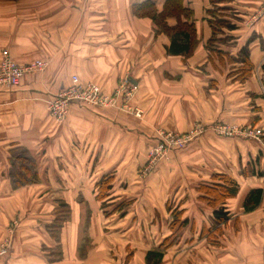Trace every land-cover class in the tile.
<instances>
[{
    "label": "crops",
    "instance_id": "0c3cea01",
    "mask_svg": "<svg viewBox=\"0 0 264 264\" xmlns=\"http://www.w3.org/2000/svg\"><path fill=\"white\" fill-rule=\"evenodd\" d=\"M144 4L146 9L137 11ZM164 4L0 0V57L7 50L21 66L46 63L18 87L0 91V226L21 218L19 231L42 242L12 247L0 264H264V133L259 141L205 133L184 150L183 163L160 164L150 183H133L139 195L127 200L125 189L116 190L141 167L157 129L187 133L195 124L225 121L264 131V0L218 4L232 28L218 27L212 52L207 48L212 6L208 0H183L195 32L188 57L168 54L170 38L149 15L137 14L160 13ZM176 23L167 20L168 27ZM243 47L252 68L240 82L234 79L242 64L229 60ZM72 76L81 84H98L108 95L126 79L136 87L129 105L142 117L74 103L56 123L47 103ZM180 166L193 173L191 180L165 178L164 171ZM107 176L110 189L99 200L98 183ZM220 176L235 182L237 190L213 206L214 198L201 188L218 189L224 185ZM257 189L260 202L246 211V197ZM32 198L52 205L54 213L61 205L69 207L57 241L50 229L56 216L43 215L42 207L40 215L27 212ZM124 201L135 206L125 211ZM102 202L118 203L109 214H120L121 221L136 217V247H78L81 221L86 213L90 220L102 218L95 213ZM220 209L227 213L224 222L215 220ZM173 220L179 223L172 227ZM175 232L178 239L166 242Z\"/></svg>",
    "mask_w": 264,
    "mask_h": 264
},
{
    "label": "rangeland",
    "instance_id": "374dc122",
    "mask_svg": "<svg viewBox=\"0 0 264 264\" xmlns=\"http://www.w3.org/2000/svg\"><path fill=\"white\" fill-rule=\"evenodd\" d=\"M4 1H20V0H4ZM142 14L149 15L151 19L153 18V15H156V12L151 13L149 10H145L142 13H140L139 16ZM158 14V13H157ZM232 13L227 15V18H232ZM171 19V18H170ZM167 18L165 20L167 25ZM159 31L169 38H171V33L167 34L159 29ZM193 51L188 56H191ZM135 118H141L142 113L140 112V116L137 117L134 114ZM217 127H222L223 129H226L225 132L227 135L219 134L217 133ZM252 130V132L259 130L261 134L255 138H247L243 135H240L241 133L249 132ZM238 131V132H237ZM155 142L154 145L147 151L146 156L142 160L143 164L141 167L138 168V170L133 173L132 180H126V183L123 187V184H121L119 187H117V192H119V188L125 189L127 191V200L133 198L137 194V191L139 189H135L132 187L133 183L137 184H147L150 183L155 174L156 168L160 164H166L169 165L173 163L181 164L184 162L185 158L183 155L184 150L195 140L198 139L201 135L205 133L214 134L215 136L219 138H247L254 141H259L260 138L263 136L264 131L260 129H253V128H247L242 126V128L238 125L231 124L228 122L223 121H216L211 125H202V124H195L192 129L187 133H181L178 131H173L171 129H157L155 130ZM192 133L189 141L187 142H181L184 136L186 134ZM239 133V134H238ZM164 140L167 142H170L172 145L164 144ZM163 145V149H161L158 152H154L157 150L158 146ZM172 167V166H171ZM167 169V168H166ZM169 169V168H168ZM189 173V174H188ZM165 178L168 179H174L176 181H180L183 179H189L192 177L189 170H186L184 166H180L176 169H170L164 171ZM189 175V176H188ZM109 177V176H107ZM189 177V178H188ZM111 179V177H109ZM149 185V184H148ZM156 185V184H153ZM99 192V191H98ZM38 196V195H36ZM35 196V197H36ZM32 203L26 205L28 207L27 212H31L32 215L38 212L37 214L40 215L41 210L39 207H42L41 209L45 210L46 212L43 213V215H46L48 217H51L53 215L56 216V221L54 224L50 227L51 229V238H53L55 241L58 240V230L61 225L64 224V222H68L70 212L69 207L62 206L61 208L56 210L55 213L52 211L53 206L49 205L48 207L38 205V200L35 198H32ZM55 201V200H54ZM125 202V201H124ZM129 201H126V205H123V208L129 210L131 207L135 206L134 203H128ZM118 203H114L113 205L106 204L102 202L101 210L99 209L98 203L96 204V215L100 214L102 218L95 217V219L90 220L88 216L85 214L84 220L81 222V231L78 238V247H136V241L140 240V237L135 236L134 234V227L137 223L136 217L130 218L131 220H119L120 214L111 215L109 212L114 209ZM133 204V205H132ZM47 206V205H46ZM85 206V205H84ZM45 207V208H43ZM86 207V206H85ZM54 213V214H53ZM18 217V216H17ZM130 217V216H129ZM23 223V220L20 218L17 219L16 222L13 224V221L9 222L6 227L0 226V247H9L8 250L4 254H0V260H7L9 255L12 254V247H39L40 240L36 236H32V238L27 234L25 230L19 231V225L20 223ZM174 224L179 223V220L172 221ZM7 224V223H6ZM18 224V226H17ZM171 224V225H172ZM133 226V227H132ZM132 227V232H130V228ZM173 227V225H172ZM24 228V227H23ZM129 230V232H128ZM21 232V233H19ZM132 233V234H131ZM178 232H175L173 236L169 238L166 242L174 243L178 239ZM149 237L145 236V239H148ZM148 243V242H147ZM26 245V246H25Z\"/></svg>",
    "mask_w": 264,
    "mask_h": 264
},
{
    "label": "trees",
    "instance_id": "16d2710c",
    "mask_svg": "<svg viewBox=\"0 0 264 264\" xmlns=\"http://www.w3.org/2000/svg\"><path fill=\"white\" fill-rule=\"evenodd\" d=\"M226 0H208L209 4L212 6L211 9L207 10V14L209 15L210 19L208 20L209 24L212 27V36L207 42V48L212 52L215 43L218 41L217 36L221 33L220 28L221 26H225L231 29V25L223 18V15L220 13V10L217 8L218 4L224 2ZM146 5H142L138 7L137 11L141 9H146ZM136 9V7H135ZM139 15L140 13L137 12ZM192 16V12L183 6V0H165V4L163 10L160 13H156L153 15L152 20L157 25V27L169 34L171 33L170 38V45L167 48V53L170 55H189L194 47L195 44V32L193 25L190 22ZM166 18H174L176 20V25L174 27H168L166 25ZM231 63H241L242 67L241 70L238 71V75L235 77L234 80L237 81H244L249 75L251 74L252 65L248 60V52L246 47H243L237 59H233L232 61L229 60ZM262 70L264 72V65L262 66ZM232 76V75H231ZM264 85V84H263ZM15 177L18 179L19 175L14 173ZM11 173V175H14ZM21 176V175H20ZM220 179L224 185L215 188H207L202 187V191H204L207 195L214 198V202L211 205H215L216 202L223 201L229 197H233L237 190V185L231 179L220 176L217 177ZM22 182V180H20ZM18 182V183H21ZM110 182L111 179L109 177H103L97 187L99 200L105 198L106 193L110 189ZM262 196V190H252L248 193L246 200L244 202V208L246 211L253 210L256 206H258L260 199ZM215 220L217 222H224L228 219L227 213H224L223 209L218 210L214 214ZM175 224V222H174ZM174 224H172L174 226ZM171 225V226H172Z\"/></svg>",
    "mask_w": 264,
    "mask_h": 264
},
{
    "label": "built area",
    "instance_id": "2783aa9c",
    "mask_svg": "<svg viewBox=\"0 0 264 264\" xmlns=\"http://www.w3.org/2000/svg\"><path fill=\"white\" fill-rule=\"evenodd\" d=\"M45 68L46 63L43 61H35L24 66L18 65L13 61L9 52L3 50L0 57V91L18 87L25 75L41 72ZM135 89L136 87L125 79L119 83L117 89L112 94L108 95L101 91L98 84H81L78 77L72 76L70 85L54 95L47 103L48 114L56 123H62L66 118L69 107L74 103H79L98 109H115L139 117L140 111L132 109L129 105L134 96ZM217 128V133L227 135L226 129L222 127ZM259 134H261L259 130L254 132L250 130L240 135L247 138H255ZM191 135L192 133L186 134L181 142L189 141ZM164 141V144L172 145L170 142ZM161 149H163V145L158 146L154 152H158ZM8 248L0 247V254H4Z\"/></svg>",
    "mask_w": 264,
    "mask_h": 264
}]
</instances>
